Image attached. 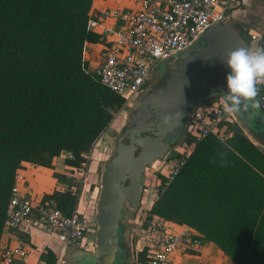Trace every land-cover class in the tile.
Instances as JSON below:
<instances>
[{"label": "trees", "instance_id": "1", "mask_svg": "<svg viewBox=\"0 0 264 264\" xmlns=\"http://www.w3.org/2000/svg\"><path fill=\"white\" fill-rule=\"evenodd\" d=\"M92 2L0 0V241L21 163L53 170L67 152L74 160L65 165L78 168L124 105L82 67L84 44L98 40L87 31ZM228 127L225 142L195 145L148 213L189 227L234 264H264V132L257 145L238 121ZM45 201L68 212L74 198L54 191ZM41 257L54 263L50 250ZM139 263H147L143 254Z\"/></svg>", "mask_w": 264, "mask_h": 264}, {"label": "built area", "instance_id": "2", "mask_svg": "<svg viewBox=\"0 0 264 264\" xmlns=\"http://www.w3.org/2000/svg\"><path fill=\"white\" fill-rule=\"evenodd\" d=\"M124 5L105 7L88 14L87 31L98 36L97 42L85 43L82 67L103 87L124 100L122 109L129 108L156 75L159 66L192 47L208 28L228 24L232 0H124ZM247 48H264V26L248 30L242 40ZM264 114V85H259ZM237 122L223 111L221 98L198 103L187 113L179 141L166 156L156 161L153 186L156 198L174 181L187 163L195 145L208 137L225 142L232 136L228 123ZM94 149L82 154L78 168H70L67 183L59 192H68L74 203L68 212L60 210L53 201L34 202L25 183L27 163L15 172L4 228L29 233L38 230L59 244L53 264H68L66 249L83 241L90 231L79 210L80 194L89 175ZM68 158L74 160L69 154ZM158 165V166H157ZM146 175V173H145ZM160 177H164L162 181ZM145 180V179H144ZM154 185V184H152ZM145 187V185H144ZM151 189V190H153ZM145 189L143 190V193ZM95 226V225H94ZM131 233V252L135 258L143 254L146 264H172L175 254L188 255L203 246V239L189 227L178 225L148 213L136 217ZM133 229V227H132ZM93 231V230H92ZM43 255L47 254L44 250ZM29 251L23 242L4 250L3 264L15 261L27 263ZM35 264H49L39 258Z\"/></svg>", "mask_w": 264, "mask_h": 264}, {"label": "water", "instance_id": "3", "mask_svg": "<svg viewBox=\"0 0 264 264\" xmlns=\"http://www.w3.org/2000/svg\"><path fill=\"white\" fill-rule=\"evenodd\" d=\"M245 47L228 26L205 30L195 44L159 66L156 75L128 108V119L103 161L94 214V253L76 264H121L124 239L130 237L140 208L146 171L180 139L187 113L198 103L223 98L230 69L221 59ZM180 111L181 120L164 125L162 117ZM249 133L264 132L259 109L233 115ZM152 190L151 192H153Z\"/></svg>", "mask_w": 264, "mask_h": 264}, {"label": "crops", "instance_id": "4", "mask_svg": "<svg viewBox=\"0 0 264 264\" xmlns=\"http://www.w3.org/2000/svg\"><path fill=\"white\" fill-rule=\"evenodd\" d=\"M260 4H264V0H259ZM126 1L124 0H93L91 11L101 10L105 7H115L118 5H124ZM260 4L257 5L256 0H232L230 6V16L232 25L235 29L240 31L247 30H260L263 26L264 20V7ZM250 6V7H248ZM262 10V11H261ZM259 11L260 13H258ZM260 14V15H259ZM263 16V17H262ZM245 31V32H246ZM103 134V133H102ZM102 134L98 137V139L93 144L91 149H94L97 143H99V139L102 138ZM69 154L67 152H62L58 158H55L53 161V166L56 165L57 160L62 161V166L60 168H55L53 170L46 169L43 167H31L27 164V169L25 171V183L28 189L31 191V196L33 201L40 202L45 194H52L54 192V188L57 191H61L63 188V184L58 183L53 177L52 173H60V174H68L69 167L65 165V161L68 159ZM44 170L48 172L49 179L51 180L52 191H47L45 193L36 194L34 190H36V185H34L32 173L41 172L40 170ZM94 165L90 168L91 173H89L87 180L90 181V178L93 177ZM31 172V173H30ZM42 173V172H41ZM44 174V173H43ZM57 185V187H56ZM88 185V184H87ZM96 188V187H94ZM98 194L97 189H95V194ZM143 198V195H142ZM142 201V200H141ZM150 201V200H149ZM155 200H151L149 202V206H147L146 210H150ZM82 213V212H81ZM85 218V216L83 215ZM140 218V216H136ZM89 233V232H88ZM93 233V232H92ZM95 233V231H94ZM43 235V236H40ZM85 235L83 241L80 245L73 247L69 250V260L66 259L68 264H76L74 263V259H78L83 256L91 255L94 253V237L91 235L88 240V237ZM18 242H23L26 245V248L29 251V256L27 259V263H22L20 261H15L14 264H35L39 258L43 255V251L47 252L50 250L55 252L59 249V244L53 240L48 239L44 234H42L38 230H30L29 233L22 232L21 230H15L12 228H4L3 234L0 241V255L1 253L9 247L15 246ZM92 245V248L91 246ZM123 248L121 250L120 262L121 264H141L139 263V257L135 258V256L131 253V247L128 248L126 244H123ZM68 254V253H67ZM66 254V257H67ZM145 257V256H144ZM146 258V257H145ZM45 259V258H44ZM46 260V259H45ZM0 264H3L0 262ZM146 264V263H145ZM172 264H234L229 258H227L213 243L209 241H204L203 246L197 251L192 252L188 255H180L175 254L172 258Z\"/></svg>", "mask_w": 264, "mask_h": 264}, {"label": "rangeland", "instance_id": "5", "mask_svg": "<svg viewBox=\"0 0 264 264\" xmlns=\"http://www.w3.org/2000/svg\"><path fill=\"white\" fill-rule=\"evenodd\" d=\"M252 2H253V0H252ZM256 3L258 5V4H260V1L256 0ZM260 5L264 7V4H260ZM248 7H250V6H248ZM257 12L260 13L259 11H257ZM230 21H231V16H230V19H229V22L227 25L241 38V40H244V35H245L246 30L240 31V30L235 29L232 25V22H230ZM263 23H264V20H263ZM128 113H129V110L127 107L124 109H120L118 112H116L114 114L113 119L110 122L109 126L103 132L102 138L99 139V143H97V145L94 148V155H93V158H92L90 166H89V173H91L90 168H92L94 165V168H95L94 169L95 171H93L94 176L90 178V181H88L86 179V184H84L85 186H84V188L80 194V201L78 204L79 210L85 216V221L87 223L88 228L90 229V231H88L89 233H86L87 234L86 237H88V240H91V238H89V236L92 235L94 237L95 226H94L93 218H94V214H95V203H96V198H97V193L95 194V189H97V192H98L101 165H102L103 161H105L108 158V156L111 154L113 141L117 137L119 132L123 129V127H124V125L128 119ZM237 121L239 123L241 121L239 115H237ZM239 126H240V124H239ZM240 127L243 128L242 125ZM243 131H244V134H246V136H248V138L252 142L259 145L257 140L255 139V136H253L252 133H249L245 128L243 129ZM61 166H62V161L57 160V163L55 166H53V169L60 168ZM40 171L42 173L39 171L36 173H32V177H31L34 179L33 180L34 185H36V188H35L36 190H34V192L36 194L45 193L49 190L52 191L51 184H53V183H51V180L49 179V175H48L49 173L44 171V170H40ZM58 174H60V173H58ZM154 176H156V173L154 172V168H149L146 171V175L144 178L145 179L144 180L145 192L143 193V198H142V201L140 204L139 211L137 213V215L140 216V219L144 218L148 215L149 210H147V211H145V210H146L147 206H149V202L156 198L155 192H151L152 191L151 189L154 188L153 186H157L156 183H153ZM56 181L58 183L63 184V182H61L59 180H56ZM152 184H154V185H152ZM56 187H57V185H56ZM94 187H96V188H94ZM53 190L57 191V189H55V188ZM29 192L31 193L30 189H29ZM132 227H133V229H132L131 233L133 234L134 238L137 239L136 235H137L138 231L133 225H132ZM40 236H43V235H40ZM90 246L92 248V245H90ZM70 249L71 248L66 249V254L67 253L68 254H67V257L65 258V260L67 258H68V260L71 258V257L69 258V253H70L69 250ZM131 253L133 255L135 254L134 249H132Z\"/></svg>", "mask_w": 264, "mask_h": 264}, {"label": "clouds", "instance_id": "6", "mask_svg": "<svg viewBox=\"0 0 264 264\" xmlns=\"http://www.w3.org/2000/svg\"><path fill=\"white\" fill-rule=\"evenodd\" d=\"M221 61L226 64L229 73L226 76V88L223 93V111L227 115H236L261 108L259 85H264V48L239 47L227 53ZM183 113L177 111L174 116H163L162 123L170 124L181 120Z\"/></svg>", "mask_w": 264, "mask_h": 264}, {"label": "flooded vegetation", "instance_id": "7", "mask_svg": "<svg viewBox=\"0 0 264 264\" xmlns=\"http://www.w3.org/2000/svg\"><path fill=\"white\" fill-rule=\"evenodd\" d=\"M130 236H131V234H130ZM131 237H129L128 238V240L127 239H124V241H123V243H122V248H123V244H126V246H127V248H128V251H129V248H130V245H131Z\"/></svg>", "mask_w": 264, "mask_h": 264}]
</instances>
